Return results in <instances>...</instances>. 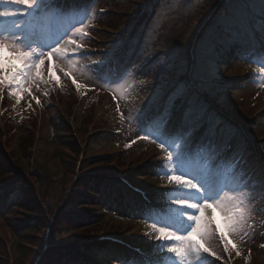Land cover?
Here are the masks:
<instances>
[{"label":"rangeland","instance_id":"374dc122","mask_svg":"<svg viewBox=\"0 0 264 264\" xmlns=\"http://www.w3.org/2000/svg\"><path fill=\"white\" fill-rule=\"evenodd\" d=\"M90 3L66 0L64 7ZM92 7L97 18L82 41L88 55L78 59L86 75L53 57L57 84L45 57L43 79L25 85L39 104L27 91L17 103L0 89L6 96L0 97V264H139L144 258L108 237L150 255L159 241L145 216L164 205L163 193L174 185L154 174L166 152L142 138L136 116L143 111L148 120L156 117L173 97L168 131L192 127L194 143L211 142L224 157L237 154L254 196L264 183V85L256 82L260 66L250 62L264 53V0H94ZM244 17L249 48L233 30ZM125 72L134 74V87L123 92L98 78ZM186 111L196 113L199 124L186 123ZM95 174L102 180L98 196L85 187ZM16 176L25 183L15 182ZM119 178L146 191L149 200L121 187ZM254 207L251 227L243 231L221 236L210 226L202 241L210 250L204 264H264V198ZM25 220H35V229ZM78 244L85 249L45 260L50 246Z\"/></svg>","mask_w":264,"mask_h":264},{"label":"snow or ice","instance_id":"6c2138e0","mask_svg":"<svg viewBox=\"0 0 264 264\" xmlns=\"http://www.w3.org/2000/svg\"><path fill=\"white\" fill-rule=\"evenodd\" d=\"M66 0H0V89L22 99L27 91L37 104L40 100L25 88L30 79L41 81L45 57L49 61L48 75L60 83L53 65V57L67 62L68 68L87 74L78 63L88 53L82 41L89 38L88 26L97 18L92 7H64ZM74 46L69 52V48ZM250 62L260 66L257 81L264 85V53L251 56ZM98 66L104 62H94ZM35 70V71H33ZM65 76L71 72L65 71ZM131 72L113 79L111 74L98 76L105 83L117 85L121 92L134 87ZM72 83L81 85L72 77ZM169 102L156 117L148 120L143 111L136 116L145 140L158 143L166 157L154 173L167 177L174 185L163 193L164 205L150 210L145 218L149 221L158 244L152 253L145 255L139 264H204V253L210 250L204 241L214 224L217 232L225 236L251 227L248 221L256 211L254 201L264 198V183L259 196L251 177L240 167V157L234 154L224 157L211 142L194 143L192 127L188 130H167L171 118ZM119 110V109H118ZM123 116V114H121ZM184 120L191 126L199 124V117L192 111L184 113ZM210 132L214 130L209 128ZM211 210V217L206 215ZM228 243L235 248L231 240ZM239 255V253H237ZM119 264H127L120 261ZM136 264V262H133Z\"/></svg>","mask_w":264,"mask_h":264},{"label":"trees","instance_id":"16d2710c","mask_svg":"<svg viewBox=\"0 0 264 264\" xmlns=\"http://www.w3.org/2000/svg\"><path fill=\"white\" fill-rule=\"evenodd\" d=\"M100 177H96V176H92V175H89V181H90V184H92V185H90V184H88V185H85V187L91 192V193H95L96 194V196L97 195H101V193H102V189H101V187H102V185H100V183L102 182V180H100L99 179ZM14 180H15V182H17V183H25V180H24V178L23 177H15L14 178ZM99 181V182H98ZM94 183V184H93ZM96 183V184H95ZM84 186V185H83ZM24 187H27V185H25ZM19 192H23V193H27L28 192V188H21L20 190H19ZM33 203H35L34 201H33ZM23 207H25V209L26 210H28V211H30V212H34V213H36L37 212V210L35 209V208H32V207H27V206H23ZM37 214V213H36ZM64 222L66 223V225H68L69 223H72V222H69L68 220L67 221H65L64 220ZM74 223V222H73ZM23 225H25V226H27L28 228H30L31 230H34L35 229V220H25V222H24V224ZM32 243V242H31ZM36 246H40V243H38ZM85 249V248H84ZM64 250V252L62 253V251ZM87 251V250H86ZM61 252V254H60V256H59V258H62L63 257V255H68V254H72V255H74V254H76V249H73L72 248V250H66L65 248H62V247H60V246H55V245H53V246H50L49 247V249H48V251H47V256H46V258H45V260L46 259H50V258H52V257H56V259L58 258V254ZM51 253H52V255H51ZM65 256H64V258H65ZM77 260H76V262H78V258H76ZM51 260V259H50ZM50 260H49V262H50ZM55 264H57V263H55Z\"/></svg>","mask_w":264,"mask_h":264}]
</instances>
